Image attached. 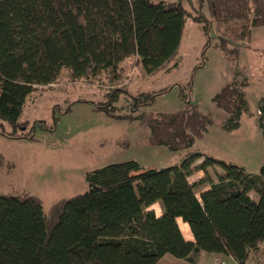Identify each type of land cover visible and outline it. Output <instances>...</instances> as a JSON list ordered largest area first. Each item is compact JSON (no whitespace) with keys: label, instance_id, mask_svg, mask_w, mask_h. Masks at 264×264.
<instances>
[{"label":"trees","instance_id":"trees-1","mask_svg":"<svg viewBox=\"0 0 264 264\" xmlns=\"http://www.w3.org/2000/svg\"><path fill=\"white\" fill-rule=\"evenodd\" d=\"M195 3L191 14L182 0H0V126L12 128L0 133L33 138L37 125L16 133L28 125L19 120L25 98L63 69L71 79L106 73L112 81L121 74V61L136 56L152 72L175 54L187 17L201 25L207 44L214 32L213 46L231 63L232 78L211 100L226 113L220 128H239L253 111L237 64L252 30L264 27V0ZM193 76L179 86L184 106L177 110L144 108L170 86L132 96L131 111L144 108L135 115L114 113L116 91L95 110L138 120L148 128L151 146L190 149L213 124L191 101ZM257 110L263 138L257 174L198 151L161 168L136 160L108 163L87 173L84 192L57 200L45 212L34 195L0 194V264H156L165 254L194 263L201 252L246 264L264 242V97ZM198 157L204 159L194 164ZM214 165L220 168L216 179L209 172ZM194 170L204 175L192 182ZM155 203L159 215L151 208ZM178 217L192 240L183 236Z\"/></svg>","mask_w":264,"mask_h":264},{"label":"rangeland","instance_id":"rangeland-1","mask_svg":"<svg viewBox=\"0 0 264 264\" xmlns=\"http://www.w3.org/2000/svg\"><path fill=\"white\" fill-rule=\"evenodd\" d=\"M182 2L191 14L195 13V0ZM210 36L207 44L201 25L187 17L175 54L152 72H145L140 60L130 56L121 61V74L116 80H109L106 73L71 79L69 70L63 69L53 82L34 85L19 119L28 125L16 131L27 133L37 125L32 130L33 138H10L0 133V194L34 195L41 200L45 212L57 200L84 192L86 175L93 169L127 160H136L147 168H161L200 150L205 157L223 159L248 173H259L263 138L257 108L264 97V27L252 30L249 47H241L237 64L239 78L248 81L244 90L253 115L242 117L240 127L229 132L220 128L226 113L214 105L211 97L232 78L233 70L213 46V31ZM193 74L191 101L212 117L213 124L206 138L190 149L169 151L151 146L147 143L149 130L138 120L116 119L95 110L107 100L110 91L118 94L112 104L116 114L135 115L144 108L151 112L177 110L184 106L179 86ZM166 86L170 88L156 95L152 104L131 111L132 96ZM2 129L10 132L12 128L2 122ZM201 159L204 157L193 163ZM215 171H220L217 165L209 168L214 179ZM250 195L256 197L253 191ZM151 208L156 215L161 213L158 203ZM246 264H264V242Z\"/></svg>","mask_w":264,"mask_h":264},{"label":"crops","instance_id":"crops-1","mask_svg":"<svg viewBox=\"0 0 264 264\" xmlns=\"http://www.w3.org/2000/svg\"><path fill=\"white\" fill-rule=\"evenodd\" d=\"M209 131V130H208ZM208 131L206 132V134L208 133ZM203 137L206 138V135ZM201 139V140H203ZM200 150V149H198ZM200 153L203 154V152H201V150L199 151ZM200 161H198L199 163ZM196 163V164H198ZM174 164H178V162L174 163ZM173 165V164H171ZM204 175V172L202 170H194L193 173L189 176V181H196L199 178H201ZM177 222H178V226L183 234V236L188 239V240H192V235L190 233V229L189 226L186 222H184L180 217L177 218ZM181 222V224H180ZM215 256H220L222 258H224L227 262V264H238L236 261H234V259L231 256H221L218 254H206L204 252H201L194 263H189L185 260L182 259H178L175 258L173 256H171L170 254H165L162 258H160V260L156 263V264H212L213 258Z\"/></svg>","mask_w":264,"mask_h":264},{"label":"built area","instance_id":"built-area-1","mask_svg":"<svg viewBox=\"0 0 264 264\" xmlns=\"http://www.w3.org/2000/svg\"><path fill=\"white\" fill-rule=\"evenodd\" d=\"M212 264H227L226 260L220 256H215L213 258Z\"/></svg>","mask_w":264,"mask_h":264}]
</instances>
